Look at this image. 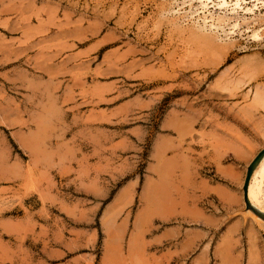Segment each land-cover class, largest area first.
<instances>
[{
  "label": "rangeland",
  "instance_id": "374dc122",
  "mask_svg": "<svg viewBox=\"0 0 264 264\" xmlns=\"http://www.w3.org/2000/svg\"><path fill=\"white\" fill-rule=\"evenodd\" d=\"M257 7L0 0V264H264Z\"/></svg>",
  "mask_w": 264,
  "mask_h": 264
},
{
  "label": "bare ground",
  "instance_id": "6f19581e",
  "mask_svg": "<svg viewBox=\"0 0 264 264\" xmlns=\"http://www.w3.org/2000/svg\"><path fill=\"white\" fill-rule=\"evenodd\" d=\"M205 2H210L211 4H214L219 8L227 9L231 7L232 12L236 11V8H240L239 11L242 9L244 12L250 15L254 14V9H258V4L264 7V0H205ZM249 4L252 5V8L246 7V5ZM242 5H245V7H242ZM204 6L206 8V5ZM258 98V96L255 97L256 102H259ZM247 197L251 206L264 213V156L261 158L252 173L251 179L248 184ZM246 211L259 223H264L262 219L257 217L250 210Z\"/></svg>",
  "mask_w": 264,
  "mask_h": 264
},
{
  "label": "water",
  "instance_id": "95a60500",
  "mask_svg": "<svg viewBox=\"0 0 264 264\" xmlns=\"http://www.w3.org/2000/svg\"><path fill=\"white\" fill-rule=\"evenodd\" d=\"M263 156H264V148L258 152V154L255 156V158L248 165L242 191H243V200L245 203V209L250 210L257 217H259L260 219H262L264 221V213L260 212L259 210H257L253 206H251V204L248 201V197H247L248 184H249V181L251 179L252 173H253L255 167L257 166V164L259 163V161L261 160V158Z\"/></svg>",
  "mask_w": 264,
  "mask_h": 264
}]
</instances>
